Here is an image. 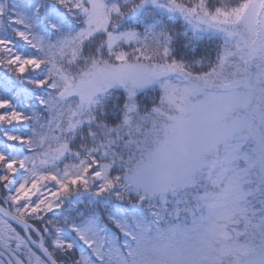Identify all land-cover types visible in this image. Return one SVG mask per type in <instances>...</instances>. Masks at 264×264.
<instances>
[{"label":"snow or ice","instance_id":"1","mask_svg":"<svg viewBox=\"0 0 264 264\" xmlns=\"http://www.w3.org/2000/svg\"><path fill=\"white\" fill-rule=\"evenodd\" d=\"M0 264H264V0H0Z\"/></svg>","mask_w":264,"mask_h":264}]
</instances>
